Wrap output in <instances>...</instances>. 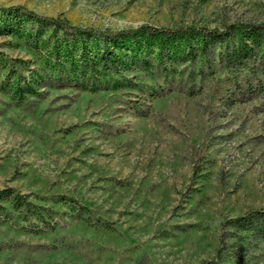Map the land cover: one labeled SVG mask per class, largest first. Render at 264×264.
I'll return each instance as SVG.
<instances>
[{
	"label": "rangeland",
	"instance_id": "obj_1",
	"mask_svg": "<svg viewBox=\"0 0 264 264\" xmlns=\"http://www.w3.org/2000/svg\"><path fill=\"white\" fill-rule=\"evenodd\" d=\"M14 5L101 30L264 20V0H0V264H264V235L234 223L264 209L251 65Z\"/></svg>",
	"mask_w": 264,
	"mask_h": 264
},
{
	"label": "trees",
	"instance_id": "obj_2",
	"mask_svg": "<svg viewBox=\"0 0 264 264\" xmlns=\"http://www.w3.org/2000/svg\"><path fill=\"white\" fill-rule=\"evenodd\" d=\"M9 11H17L36 21L45 22L53 25L65 35H75L84 37L87 35L117 38L119 35L132 34L138 31H147L152 34L164 35L168 37H182L187 40L191 37H198L200 45L197 49L208 54V40L224 42L219 47V60L225 62L227 66L249 67L250 74L245 75L242 93L247 96H264V20L257 22L229 23L223 27H206V26H152L139 25L134 29L121 30H101L90 26H79L70 23L67 19H60L56 16H47L38 14L32 10L26 9L22 5L6 7ZM104 42V41H103ZM193 44L187 42L186 50H194ZM90 58V57H88ZM105 63L109 60H117L113 51L104 42L102 45V54L99 56ZM86 62L87 59L80 58V62ZM234 223L240 226L255 229L259 234L264 235V209L255 210L246 215L238 216ZM211 263V262H210Z\"/></svg>",
	"mask_w": 264,
	"mask_h": 264
}]
</instances>
